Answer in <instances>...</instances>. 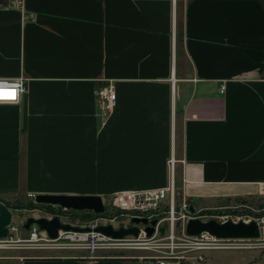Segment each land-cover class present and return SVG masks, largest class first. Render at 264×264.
<instances>
[{"label": "crops", "instance_id": "0c3cea01", "mask_svg": "<svg viewBox=\"0 0 264 264\" xmlns=\"http://www.w3.org/2000/svg\"><path fill=\"white\" fill-rule=\"evenodd\" d=\"M10 5L0 0V78L28 83L19 104H0V203L165 187L171 158L201 207L260 194L264 0ZM109 80L103 123L95 91ZM15 253L9 264H148L138 251Z\"/></svg>", "mask_w": 264, "mask_h": 264}, {"label": "built area", "instance_id": "2783aa9c", "mask_svg": "<svg viewBox=\"0 0 264 264\" xmlns=\"http://www.w3.org/2000/svg\"><path fill=\"white\" fill-rule=\"evenodd\" d=\"M11 7L23 9V0H11ZM27 18L35 21L33 15ZM28 79L18 77L15 79L0 78V93L3 98H0V104L16 105L19 104L26 91ZM225 87L221 88L224 92ZM15 93V99L11 98V93ZM98 115L104 123L111 118L114 113L117 103V93L113 80L106 81L95 91ZM175 164L176 160L171 158L169 161L170 180L165 187L148 190V191H122L103 199L105 211L98 215L96 219L85 221L82 223H70L74 226L90 227L91 232H74V231H59L58 237L52 239L46 232L40 231L34 225L29 231L24 230L20 224L15 222L12 217L8 225V234L5 237H0V258L3 254L16 251H69V250H84L91 256L96 255L99 251L111 252H147L160 253L155 256H145L148 264H178L179 261L186 257L180 254L181 249L210 251L228 249L234 243H244L249 240H222L217 239L207 232L199 236H190L187 233V224L191 219H199L203 222L216 220L219 223L227 221L239 222L245 221L249 223L252 220H245L242 217H232V214L223 211L211 214L208 219L206 213L210 209H199L195 206V212H190V207L194 201L187 199L180 193L175 179ZM264 189V186H263ZM35 202V195H28ZM0 205H6L0 203ZM227 208V207H226ZM65 210V209H64ZM223 210V209H221ZM211 211V210H210ZM58 217L57 214H52L48 219ZM35 218H38L35 217ZM134 218L147 220V224H134ZM27 220V219H26ZM156 221L153 226L152 222ZM261 229L262 237L264 233V220H256ZM26 222V221H25ZM113 226L114 229L138 227L139 235L126 236L122 239H115L106 236L102 233L94 232L98 226ZM154 228V233L148 236L146 229ZM164 228V233L161 232ZM23 230L27 233L24 234ZM198 259L203 261V256L199 255Z\"/></svg>", "mask_w": 264, "mask_h": 264}, {"label": "water", "instance_id": "95a60500", "mask_svg": "<svg viewBox=\"0 0 264 264\" xmlns=\"http://www.w3.org/2000/svg\"><path fill=\"white\" fill-rule=\"evenodd\" d=\"M35 203L39 205L58 206L65 210L77 212L90 211L96 215H101L105 211L103 198L100 196L37 195L35 197ZM200 204V199H194V203L190 207V212L194 213L195 206H199ZM12 209V207L7 205H0V237H5L8 234V225L13 217ZM132 222L137 225L140 223L147 224V220H140L137 218H134ZM155 224L156 221H153L152 225L154 226ZM34 225H36L40 231L46 232L52 239L58 237L59 231H92L90 227H80L71 225L70 223H64L58 217L52 219L46 217H28L23 227L25 230L29 231ZM93 231L115 239H122L126 236L137 237L140 232L138 227L114 229L111 225H101L93 229ZM146 231L148 236H151L154 233V228L148 227ZM161 232L164 233V228H161ZM204 232L222 240H259L262 237V229L256 220H252L249 223L245 221H227L226 223H219L216 220L203 222L199 219H191L188 222V235L199 236ZM254 264H264V261Z\"/></svg>", "mask_w": 264, "mask_h": 264}, {"label": "rangeland", "instance_id": "374dc122", "mask_svg": "<svg viewBox=\"0 0 264 264\" xmlns=\"http://www.w3.org/2000/svg\"><path fill=\"white\" fill-rule=\"evenodd\" d=\"M15 204H19L20 206L12 209V216L15 222L20 224L22 227L24 226L28 217L38 216V218H49L52 214H57L58 218H61L62 221H68L74 224L91 221L98 217V215L90 211L77 212L73 210H64L58 206L39 205L33 200H24ZM34 205H36L35 208ZM199 209H203V212H205L206 209H210L211 211L209 210L206 212L209 214H213L214 211L215 213L223 211V213H231L232 217L234 218L242 217L245 220L262 221L264 220V189L261 188L260 194L250 199H230L227 201H222L215 207L207 208L199 206ZM211 214L207 215L208 217H205V219H208L209 216H212ZM24 230L23 233L27 234ZM234 244L235 245L230 246L228 249L210 251L181 249L180 254L186 258L179 261L178 264H254L256 262L264 261V235L263 238L259 240H249L241 244L238 243V245L237 243ZM31 252L34 251L24 250L23 253L19 254L26 256H34L36 254ZM37 252L41 253L54 251ZM8 254L9 256L17 255L15 252L3 254L2 257L4 258H0V264H9V262H11V260L5 258ZM139 254L144 256L160 255V253H147L141 251ZM199 255L203 256V261L198 259Z\"/></svg>", "mask_w": 264, "mask_h": 264}, {"label": "trees", "instance_id": "16d2710c", "mask_svg": "<svg viewBox=\"0 0 264 264\" xmlns=\"http://www.w3.org/2000/svg\"><path fill=\"white\" fill-rule=\"evenodd\" d=\"M7 206L14 208H17V206H20L19 204H10V203H6ZM36 205H34L35 208Z\"/></svg>", "mask_w": 264, "mask_h": 264}, {"label": "snow or ice", "instance_id": "6c2138e0", "mask_svg": "<svg viewBox=\"0 0 264 264\" xmlns=\"http://www.w3.org/2000/svg\"><path fill=\"white\" fill-rule=\"evenodd\" d=\"M0 98H3V94L2 93H0ZM11 98L12 99H15V93L14 92L11 93Z\"/></svg>", "mask_w": 264, "mask_h": 264}]
</instances>
